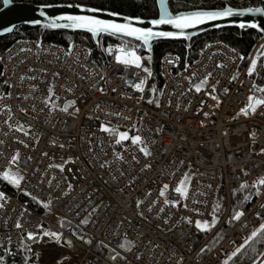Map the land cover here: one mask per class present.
Instances as JSON below:
<instances>
[{"label":"built area","instance_id":"built-area-1","mask_svg":"<svg viewBox=\"0 0 264 264\" xmlns=\"http://www.w3.org/2000/svg\"><path fill=\"white\" fill-rule=\"evenodd\" d=\"M263 45L247 56L220 41L192 61L165 55L151 105V75L119 63L118 45L99 64L80 43L16 41L0 57V174L19 154L24 177L14 192L0 188V241L21 245L31 233L29 251L46 264L59 251L72 264H223L264 225V104L237 118ZM140 57L151 72L150 55ZM102 127L140 135L152 155ZM188 172L185 198L175 189ZM205 222L210 230L196 226Z\"/></svg>","mask_w":264,"mask_h":264},{"label":"trees","instance_id":"trees-1","mask_svg":"<svg viewBox=\"0 0 264 264\" xmlns=\"http://www.w3.org/2000/svg\"><path fill=\"white\" fill-rule=\"evenodd\" d=\"M35 4L53 3H77L87 4L93 7L118 12L121 14L135 16L143 19H156L159 16L157 0H13ZM3 0H0V8ZM232 8H264V0H169L172 14L189 12L194 10H214ZM263 36L253 29L224 28L205 33L191 41H156L152 43L151 57V82L149 85L146 102L154 105L156 102L163 79L159 72L161 59L167 54H175L183 59L192 61L209 43L223 42L230 47L247 56L253 49L255 43ZM22 39L40 40L61 46H69L75 43L85 45L90 49L92 58L97 63H103L111 53L114 46L119 45L126 52H137L144 55L145 49L142 43L131 39L102 34L94 39L92 34L72 30L55 29L45 26L24 25L18 27L12 34L0 38V57L2 53L12 46L16 41ZM139 49V50H136ZM263 56L256 73L253 75L256 85L253 93L260 99H264V92L260 91L264 85V72L262 67ZM2 65L0 61V95L4 91L2 85ZM152 103H149V101ZM0 187L8 192H13L12 187L0 179ZM249 193L248 189L235 191L233 193V207L235 211L243 204ZM224 196H221V204ZM65 227L70 229L68 224ZM72 230V229H71ZM74 231V230H72ZM36 239V238H35ZM35 239L27 237L23 244L13 245L0 241V264H42L37 257L29 254V245ZM97 250L100 246L96 247ZM241 253L232 257L223 264H256L264 258V234L258 232L257 237L252 238L241 248Z\"/></svg>","mask_w":264,"mask_h":264},{"label":"water","instance_id":"water-1","mask_svg":"<svg viewBox=\"0 0 264 264\" xmlns=\"http://www.w3.org/2000/svg\"><path fill=\"white\" fill-rule=\"evenodd\" d=\"M159 16L156 19H143L135 16H129L118 12L105 10L102 8L93 7L87 4L77 3H53V4H35L29 2L12 3L5 7L4 3L0 8V38L12 34L18 27L24 25L45 26L55 29L72 30L77 32H87L92 34L94 39H98L102 34L123 37L138 41L143 44L146 50H152V43L156 41H191L192 39L201 36L205 33L224 29V28H239L253 29L264 36V14L254 11V8H232L225 7L224 9L214 10H194L172 14L169 7V0H157ZM87 9H97V11H87ZM260 9V8H258ZM230 14L216 20H207L205 23L197 24L193 28L180 29L175 28L172 24H157L154 21L169 17L191 16L197 12H225ZM43 13V15L41 14ZM60 16H90L94 19L104 20L116 24H128L131 27L151 30L153 33H171V36H154L148 44H144L142 40H137L134 37L121 34H113L109 31H102L94 34L87 29L77 27H56L53 25H67L71 21L59 20ZM243 25V27H241ZM257 25V27H252ZM11 28L9 32L7 29ZM263 72H264V50H263Z\"/></svg>","mask_w":264,"mask_h":264},{"label":"snow or ice","instance_id":"snow-or-ice-1","mask_svg":"<svg viewBox=\"0 0 264 264\" xmlns=\"http://www.w3.org/2000/svg\"><path fill=\"white\" fill-rule=\"evenodd\" d=\"M4 6L7 7L12 3V0H3ZM87 11H92L95 12L97 11V9H87ZM254 11L259 12L261 14H264V8L262 9H255ZM43 15V13H41ZM230 14V10L229 11H225V12H197L192 14L191 16H179V17H169V18H161L158 21H154V23L157 24H165V23H169L172 24L175 28L180 29L181 31H183L184 29H188V28H193L195 27L197 24H202L205 23L207 20H216V19H220L223 18L226 15ZM59 20H67V21H71V24H67V25H53L56 27H77V28H82V29H87L88 31L97 34L99 32L102 31H111L113 34H123L125 36H129V37H134L137 40H142L144 44H148V42L154 37V36H171V33H153L151 30H145V29H141V28H135V27H131L128 24H116V23H110L104 20H98V19H94L90 16H60L58 17ZM241 27H243V25H241ZM252 27H257V25H253ZM9 32L12 30L11 28L7 29ZM121 52V56L117 57V60L119 63L126 65V66H134L136 68H142L143 71L148 72L149 75H151V72L149 71V69H147L146 67H143L142 63H141V57L136 55L135 52H126L125 49L121 48L120 49ZM256 68V64L253 63L252 64V69ZM55 76H59V73L54 74ZM249 75H252V71L250 70ZM134 87L136 88L137 91L143 92L144 88L142 86V84H136L134 85ZM69 91L71 89H68ZM201 90V85H197L196 86V91L199 92ZM50 91H52L50 89ZM102 91V89H101ZM260 91L264 92V89H261ZM54 95V93H53ZM49 100L52 99V97L50 96L48 98ZM213 99H216V97H213ZM250 101L253 98H249ZM47 103V101H46ZM149 103H152V101L150 100ZM258 104H264V99H257L255 101V103L250 104V107L252 109L253 112H255L256 109V105ZM74 106V102H69L68 106L61 108L60 111L63 112H67L69 107ZM52 110L55 111V105H52ZM78 111V109H77ZM245 115L248 114V109L244 110ZM102 131L109 133L111 135H118V139L116 141V143H121L122 141L131 139L132 143L135 145L139 146V151L142 152L145 156H151L152 153L151 151H149V149L144 146L145 142L142 140V137L140 135H134L133 137H129L127 132H117L116 129L114 128H110V127H102L101 129ZM137 131H139L137 129ZM61 147H63V145H61ZM19 159L18 155L16 157L13 158V163H15L17 160ZM120 159H123V157H120ZM150 167V166H149ZM61 171H63V169L61 168ZM247 174V173H245ZM4 179L5 180H9L10 183L14 184V186L16 188H20V181L23 179L22 176H15L12 177L10 179L9 174L5 173L4 174ZM188 179V177L186 176L184 178V180L186 181ZM259 185H264V178H261L258 181ZM165 190L168 188L167 185L164 186ZM186 189V185L185 183L182 181L181 185L179 187H177L175 189V191L177 193H179L181 196H184L185 198L187 197V191ZM161 195H164V192L160 193ZM3 193H0V199H3ZM142 203V202H141ZM139 207V204L137 205ZM0 207H3V205H0ZM47 207V205H46ZM244 215V213L241 211L239 213H237L234 216V219L239 220L240 217H242ZM17 227H21V225L17 224ZM198 228H202L203 230H210V225L205 222L203 225H201L200 223H197L196 225ZM45 235H49V233H44ZM260 234H264V225L260 226ZM51 235H57L55 233H52ZM252 237H257L258 233L257 232H253ZM29 239H35V236H33L31 233L29 234ZM247 243V241L245 242ZM239 253H241V249L237 248L233 253L232 256L236 257ZM115 258V257H113ZM257 264H259V262H257Z\"/></svg>","mask_w":264,"mask_h":264},{"label":"rangeland","instance_id":"rangeland-1","mask_svg":"<svg viewBox=\"0 0 264 264\" xmlns=\"http://www.w3.org/2000/svg\"><path fill=\"white\" fill-rule=\"evenodd\" d=\"M136 50H139V49H136ZM136 53V52H135ZM144 83H145V81H141L140 82V84H142V86H144ZM253 98L251 101H250V99L249 98ZM252 103H255V101H254V95L253 94H250L249 96H248V98L246 99V101H245V103H244V105L241 107V109H240V111L237 113L238 115H237V118H239L240 116L241 117H246L247 115H245V113H244V110L245 109H248V111H251V112H253L252 111V109H251V107H250V104H252ZM259 105V104H258ZM258 105H256V108L258 107ZM18 155V157H19V159H20V155L19 154H17ZM16 155V156H17ZM15 156V157H16ZM19 159L15 162V163H13V160L11 161V163L9 164V166H8V168L4 171V173L2 174V178L4 179V174L5 173H8L9 174V177H10V179L12 178V177H15V176H22V177H24V173L22 172V170H21V168L19 167ZM57 165L58 166H60V167H62L63 165H64V161H58L57 162ZM187 177H188V179L185 181L184 179H183V182L185 183V185H186V187L188 186V184H189V182H190V178H191V172H188L187 173V175H186ZM185 176V177H186ZM5 180V179H4ZM10 186H12V187H15L14 186V184H12V183H10L9 182V180H5ZM22 182V180L20 181V183ZM181 185V184H180ZM89 218H90V216H88V217H86L85 219H84V223L86 224L87 222H88V220H89ZM214 225L217 223L215 220H214ZM38 242L41 244V245H43V246H48V245H51V241H49V240H47V239H45V238H43V239H39L38 240ZM131 246V243L129 242V241H127V240H124L123 242H121L120 244H119V247L121 248V249H123V250H126L127 248H129ZM30 252V251H29ZM29 254H31V253H29ZM31 257L33 256L34 257V255H30ZM67 255H66V253L65 252H63V251H59V253H57V255H56V258L54 259V257L50 260L51 262L50 263H48V264H72L73 263V260L72 259H70V258H67L66 257ZM37 257V259H39V261L41 260L38 256H35V258ZM58 258V259H57ZM54 259V260H53ZM57 259V260H56ZM70 259V261H68ZM53 260V261H52ZM41 262V261H40ZM259 262V264H264V258L262 259V260H259L258 261ZM42 263V262H41ZM42 264H46V263H42ZM257 264V263H256Z\"/></svg>","mask_w":264,"mask_h":264},{"label":"bare ground","instance_id":"bare-ground-1","mask_svg":"<svg viewBox=\"0 0 264 264\" xmlns=\"http://www.w3.org/2000/svg\"><path fill=\"white\" fill-rule=\"evenodd\" d=\"M2 65V64H1Z\"/></svg>","mask_w":264,"mask_h":264}]
</instances>
